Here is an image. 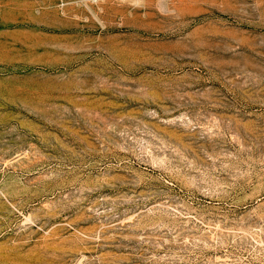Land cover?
Wrapping results in <instances>:
<instances>
[{"label":"rangeland","instance_id":"1","mask_svg":"<svg viewBox=\"0 0 264 264\" xmlns=\"http://www.w3.org/2000/svg\"><path fill=\"white\" fill-rule=\"evenodd\" d=\"M0 264H264V0H0Z\"/></svg>","mask_w":264,"mask_h":264}]
</instances>
